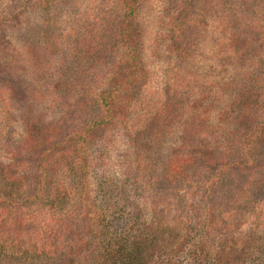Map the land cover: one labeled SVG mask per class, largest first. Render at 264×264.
I'll return each mask as SVG.
<instances>
[{"label":"rangeland","instance_id":"374dc122","mask_svg":"<svg viewBox=\"0 0 264 264\" xmlns=\"http://www.w3.org/2000/svg\"><path fill=\"white\" fill-rule=\"evenodd\" d=\"M124 12L129 32H121ZM134 55L144 80L132 89L135 105L127 130L142 138L141 148L136 154L118 128L110 138L95 136L88 147L91 156L98 151L110 174L124 178L126 171L129 181L132 176L141 186L145 181V196L156 198L177 186L164 181L171 171L168 161L196 157L190 171H212L216 180L211 189L203 185L195 192L233 203L239 216L232 226L245 229L251 215L264 212V186L257 179L264 176V139H258L263 136L251 128L249 139L259 142L249 145L250 158H238L220 176L208 155L214 150L230 154L222 135L239 124L220 110L238 91L240 76L263 66L264 0H131L126 5L122 0H0V162H31L20 153L31 122L57 124L68 108L77 115L71 102L78 91L63 95L54 89L62 71L70 86L98 81L104 86ZM225 85L232 89L219 99ZM176 101L183 104L172 107ZM243 196H250L251 204L237 206Z\"/></svg>","mask_w":264,"mask_h":264},{"label":"trees","instance_id":"16d2710c","mask_svg":"<svg viewBox=\"0 0 264 264\" xmlns=\"http://www.w3.org/2000/svg\"><path fill=\"white\" fill-rule=\"evenodd\" d=\"M129 1L122 0L124 5ZM180 1L189 4L191 0ZM128 21V12H124L127 29L121 32H129ZM131 57H127L131 63L118 65L111 83L104 86L99 81L70 86L62 71L54 89L63 95L78 91L71 102L77 115H71L68 108L67 116L57 124L31 122L26 146L20 152L31 157V162H0V264H264L261 206L245 229L233 227L231 220L239 216L233 203L210 199L206 191L195 192L203 185L205 190L211 189L216 180L212 171L203 175L190 171L196 168V157L168 161L171 171L164 181L177 185L169 192V201L168 195L145 196L146 182L141 186L133 176L129 181L126 171L124 178L110 174L98 151L91 156L88 147L95 136L110 138L118 128L136 154L141 148L142 138L127 130L130 108L135 105L132 89L144 80L135 63L137 56ZM261 61L262 67L240 76L239 89L231 99L225 98V92L232 88L225 85L219 91V99H226L220 115L235 122L233 115L239 124L222 135L230 154L214 150L208 155L209 164L219 168V176L220 170H227L238 158L249 159V145L264 139V59ZM179 104L176 101L172 107ZM72 116H76L75 122ZM253 127L263 136L256 142L249 139ZM133 164L140 170V163ZM189 178L191 185L183 187ZM257 179L264 186V176ZM236 201L237 206H246L250 196Z\"/></svg>","mask_w":264,"mask_h":264}]
</instances>
